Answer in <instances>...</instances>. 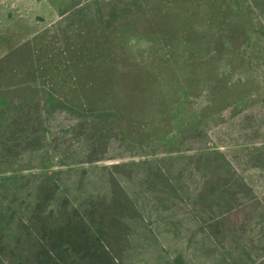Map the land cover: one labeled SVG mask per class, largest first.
<instances>
[{"label":"rangeland","instance_id":"1","mask_svg":"<svg viewBox=\"0 0 264 264\" xmlns=\"http://www.w3.org/2000/svg\"><path fill=\"white\" fill-rule=\"evenodd\" d=\"M5 2L0 259L264 264V0Z\"/></svg>","mask_w":264,"mask_h":264},{"label":"trees","instance_id":"2","mask_svg":"<svg viewBox=\"0 0 264 264\" xmlns=\"http://www.w3.org/2000/svg\"><path fill=\"white\" fill-rule=\"evenodd\" d=\"M59 232L54 228L50 233L42 236L41 239H44V244L40 248L38 255L42 256L43 259L39 260L45 261L48 264H73V261L76 257V252L70 248L63 250L60 247L62 244L61 238L59 237ZM24 240L36 243L35 238H23ZM40 240H38L39 242ZM70 243H73L74 249L77 251L78 247L83 248V251L86 253L84 255V260L80 264H112L113 261L110 256L106 255L104 252L100 251V239L95 236H88L80 233L79 231L73 236ZM108 254V253H107ZM29 254H25L20 258L19 264H27L30 259ZM18 261V259H17ZM16 261V264L18 262ZM36 264V261H34ZM0 264H15L12 257L0 259Z\"/></svg>","mask_w":264,"mask_h":264},{"label":"crops","instance_id":"3","mask_svg":"<svg viewBox=\"0 0 264 264\" xmlns=\"http://www.w3.org/2000/svg\"><path fill=\"white\" fill-rule=\"evenodd\" d=\"M7 2H5V3H2V4H0V6H2V5H4V4H6Z\"/></svg>","mask_w":264,"mask_h":264}]
</instances>
